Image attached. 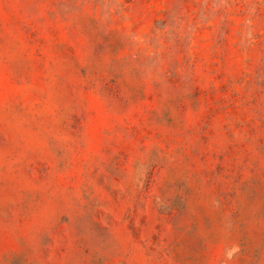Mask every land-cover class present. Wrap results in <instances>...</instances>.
<instances>
[{
    "label": "rangeland",
    "instance_id": "374dc122",
    "mask_svg": "<svg viewBox=\"0 0 264 264\" xmlns=\"http://www.w3.org/2000/svg\"><path fill=\"white\" fill-rule=\"evenodd\" d=\"M0 264H264V0H0Z\"/></svg>",
    "mask_w": 264,
    "mask_h": 264
}]
</instances>
